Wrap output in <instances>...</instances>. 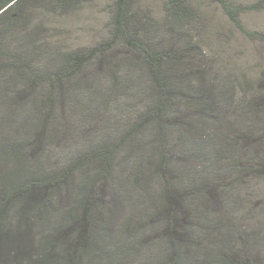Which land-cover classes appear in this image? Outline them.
<instances>
[{
	"label": "trees",
	"instance_id": "obj_1",
	"mask_svg": "<svg viewBox=\"0 0 264 264\" xmlns=\"http://www.w3.org/2000/svg\"><path fill=\"white\" fill-rule=\"evenodd\" d=\"M91 1L0 0V264H264V75L191 0H108L106 36L53 42L42 16ZM213 1L264 40V0Z\"/></svg>",
	"mask_w": 264,
	"mask_h": 264
},
{
	"label": "rangeland",
	"instance_id": "obj_2",
	"mask_svg": "<svg viewBox=\"0 0 264 264\" xmlns=\"http://www.w3.org/2000/svg\"><path fill=\"white\" fill-rule=\"evenodd\" d=\"M156 15L162 16L166 0H143ZM197 2L204 11L209 27L219 31L221 41L228 46L223 56L238 74L253 81L264 75V40L254 39L240 32L225 16L218 3L213 0H191ZM258 0H239L243 5H251ZM241 22L250 32H259L264 36V2L258 10H245ZM47 25L54 27L51 32L60 44L68 47L93 44L106 36L111 20L108 0H93L64 17L42 16ZM46 25V26H47ZM222 55V54H221Z\"/></svg>",
	"mask_w": 264,
	"mask_h": 264
}]
</instances>
